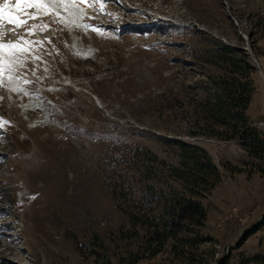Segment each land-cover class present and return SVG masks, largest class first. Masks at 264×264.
I'll list each match as a JSON object with an SVG mask.
<instances>
[{"label": "rangeland", "instance_id": "obj_1", "mask_svg": "<svg viewBox=\"0 0 264 264\" xmlns=\"http://www.w3.org/2000/svg\"><path fill=\"white\" fill-rule=\"evenodd\" d=\"M77 7L82 15L22 6L32 22L3 29L4 39L23 44L0 53L16 87L0 85V264L171 259L170 243L151 257L146 228L118 208L138 209L148 184L183 191L179 181L158 178L149 160L178 164L165 138L201 146L220 171L198 197L206 210L199 231L212 239L200 246L203 264H264V162L236 139L207 134L202 119L212 79L225 73L208 60L220 41L243 50L254 67L246 115L264 137V0H91ZM136 149L142 152L134 159ZM146 163L153 177L142 174Z\"/></svg>", "mask_w": 264, "mask_h": 264}, {"label": "trees", "instance_id": "obj_2", "mask_svg": "<svg viewBox=\"0 0 264 264\" xmlns=\"http://www.w3.org/2000/svg\"><path fill=\"white\" fill-rule=\"evenodd\" d=\"M259 26L264 31L263 20ZM209 56V62L222 65L225 73L212 79L215 89L208 92L202 104V119L208 128L207 134L221 139H236L250 157L264 162V137L249 124L246 115L254 92L251 79L253 65L243 50L220 41L214 43ZM164 140L177 148L180 155L178 164H166L154 157L149 160H152L153 166L158 167V178L166 175L179 181L183 191L171 187L166 192L158 185L148 184L141 187L146 194L141 195L138 209H126L121 205L118 208L133 226L141 224L146 228V243L150 247L148 250L151 257L170 243L172 258L162 264H203L201 258L204 251L200 246L212 239L199 231L206 220V210L198 197L204 196L205 192L216 185L220 171L201 146L172 138ZM140 152L133 151V158ZM148 164L142 174L153 177L154 167ZM227 170L231 173L241 171L237 167H228ZM256 257L253 256L252 260Z\"/></svg>", "mask_w": 264, "mask_h": 264}, {"label": "snow or ice", "instance_id": "obj_3", "mask_svg": "<svg viewBox=\"0 0 264 264\" xmlns=\"http://www.w3.org/2000/svg\"><path fill=\"white\" fill-rule=\"evenodd\" d=\"M91 0H67V2H58V0H16V8L18 10H22V6H26L28 8H35L38 10H44V14H48V9L51 7L52 9L56 8H64V9H72L74 10L75 15H82L83 10L78 9L77 5L79 3H90ZM95 2H99V0H95ZM7 3V0H6ZM5 3V7H6ZM32 19H35L36 16H32ZM7 21L10 24H14L16 28H20L26 21H22L16 17L6 15L4 7H0V21ZM85 27H87L85 25ZM4 26L2 23H0V53H2L5 49H17L20 47V39L18 38L17 41L12 42L9 41L7 43L3 42L2 36L4 34ZM43 30V29H42ZM13 34H15V30L13 29ZM31 34V33H29ZM7 71L9 73V77H11L12 68L10 66H5V61L3 59V56L0 55V76H3V74ZM3 81L0 79V85H2ZM16 90V89H13Z\"/></svg>", "mask_w": 264, "mask_h": 264}, {"label": "bare ground", "instance_id": "obj_4", "mask_svg": "<svg viewBox=\"0 0 264 264\" xmlns=\"http://www.w3.org/2000/svg\"><path fill=\"white\" fill-rule=\"evenodd\" d=\"M12 1L13 0H7V3L8 4H10V7H9V9L8 10H6L5 12H6V14L7 15H12V13H13V10H14V12H17L18 11V9L16 8L15 9V6L12 4ZM67 1V0H66ZM58 2H61V3H63L61 0H59ZM51 8V7H50ZM60 9H62V7L61 8H56L55 9V11H57V12H59L60 11ZM17 10V11H16ZM68 10V9H67ZM67 13V12H66ZM22 14V13H21ZM85 17V16H84ZM161 19V18H160ZM172 23H173V21H171ZM175 23V22H174ZM27 28H30V26H28ZM7 30V29H6ZM8 34V33H7ZM5 36V35H4ZM10 37V36H9ZM7 38V37H6ZM43 40H45L44 38H42ZM38 41V39H36V42ZM13 53V52H12ZM5 66H7V65H5ZM10 66V65H9ZM7 75H8V73L7 72H5L4 74H3V76H0V79H2V81H3V83H5L6 84V86H9L10 88H12V89H16V87H15V78H14V74H11L12 75V83L10 84V83H8L7 81H6V79L8 78L7 77ZM13 96V95H12Z\"/></svg>", "mask_w": 264, "mask_h": 264}]
</instances>
